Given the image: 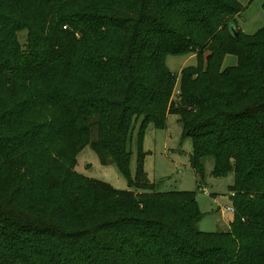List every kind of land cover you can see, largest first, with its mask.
<instances>
[{
	"label": "trees",
	"instance_id": "trees-1",
	"mask_svg": "<svg viewBox=\"0 0 264 264\" xmlns=\"http://www.w3.org/2000/svg\"><path fill=\"white\" fill-rule=\"evenodd\" d=\"M242 12L238 0H0V264H264V28L236 37ZM170 56L199 66L174 75ZM228 56L238 64L223 69ZM171 114L197 175L206 159L215 178L234 175L229 232L202 233L195 194L157 192L142 153L131 176L135 125L163 129ZM89 146L134 191L79 175Z\"/></svg>",
	"mask_w": 264,
	"mask_h": 264
},
{
	"label": "rangeland",
	"instance_id": "rangeland-1",
	"mask_svg": "<svg viewBox=\"0 0 264 264\" xmlns=\"http://www.w3.org/2000/svg\"><path fill=\"white\" fill-rule=\"evenodd\" d=\"M243 12L233 23L245 36H255L264 28V0H238ZM27 32L19 34L23 46L27 43ZM238 59L226 57L223 69L235 67ZM197 57L170 56L167 67L174 75L190 67H198ZM179 92V85L175 95ZM194 147L190 139L183 138L179 117L171 114L167 117L166 127L157 128L148 124L143 128L140 120L132 136L131 176L135 178L140 153L143 154V169L150 184L160 193H192L195 194L203 217L197 227L202 233L214 234L230 231V223L235 217L228 209L233 208L230 187L234 185V175L226 178H215L213 159L204 161V177L197 175L190 164ZM10 171V168H9ZM76 172L84 178L106 184L117 191H134L128 179L121 173L117 165H102L98 155L91 146L85 148L77 157ZM10 173L4 175L12 180ZM39 198L42 195L39 194ZM4 256L0 252V258ZM5 260V259H4ZM8 260V259H7ZM5 260V264H9ZM12 264V263H10Z\"/></svg>",
	"mask_w": 264,
	"mask_h": 264
},
{
	"label": "water",
	"instance_id": "water-1",
	"mask_svg": "<svg viewBox=\"0 0 264 264\" xmlns=\"http://www.w3.org/2000/svg\"><path fill=\"white\" fill-rule=\"evenodd\" d=\"M230 26H231L230 28H231L232 33L235 34V36L237 37L238 36V32H237L236 25L234 23H231Z\"/></svg>",
	"mask_w": 264,
	"mask_h": 264
},
{
	"label": "built area",
	"instance_id": "built-area-1",
	"mask_svg": "<svg viewBox=\"0 0 264 264\" xmlns=\"http://www.w3.org/2000/svg\"><path fill=\"white\" fill-rule=\"evenodd\" d=\"M232 214H234V210L233 209H228Z\"/></svg>",
	"mask_w": 264,
	"mask_h": 264
}]
</instances>
